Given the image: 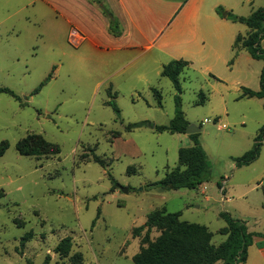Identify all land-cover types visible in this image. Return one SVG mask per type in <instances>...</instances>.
<instances>
[{"label":"rangeland","instance_id":"rangeland-1","mask_svg":"<svg viewBox=\"0 0 264 264\" xmlns=\"http://www.w3.org/2000/svg\"><path fill=\"white\" fill-rule=\"evenodd\" d=\"M28 1L0 0V88L21 99L0 93V142L8 144L0 157V264H42L46 256L48 264H134L146 245L145 230L138 236L133 230L162 209L207 227L215 246L226 238L219 233L226 226L221 213L264 233V144L252 163L235 165L264 126L259 99L241 98L209 76L184 70L180 109L200 129L210 177L194 190L150 189L178 166V149L192 145L183 134L153 129L167 126L176 111L177 92L160 76L168 58L151 51L143 67L131 62L133 53L104 51L89 41L75 47L62 18ZM255 4L254 10L264 0ZM152 89L160 92L161 106ZM138 122L145 124L126 131ZM28 134L41 135L59 153L20 155L15 145ZM28 232L33 238L22 245ZM158 236L152 229L150 240ZM66 237L70 249L61 256L55 248ZM254 239L244 264H264V236Z\"/></svg>","mask_w":264,"mask_h":264},{"label":"crops","instance_id":"crops-1","mask_svg":"<svg viewBox=\"0 0 264 264\" xmlns=\"http://www.w3.org/2000/svg\"><path fill=\"white\" fill-rule=\"evenodd\" d=\"M98 1L116 18L119 34L110 32L109 20L95 0H29L26 6L39 2L42 8L47 7L62 18L68 41L75 47L89 41L104 51L133 53L131 62L143 67L146 66L145 55L155 51L156 56L168 58L166 63L179 59L187 61L186 69L209 76L235 90L241 98L243 88L260 89L264 62L253 59L245 49L236 53L233 50L235 38L244 36L248 29L242 33L236 22L216 14V8L222 7L237 16L247 17L255 11L254 6H258L256 0ZM239 10L247 15L237 13ZM260 46L264 49V40ZM259 100L264 104V100ZM203 188L206 191L205 185Z\"/></svg>","mask_w":264,"mask_h":264},{"label":"trees","instance_id":"trees-1","mask_svg":"<svg viewBox=\"0 0 264 264\" xmlns=\"http://www.w3.org/2000/svg\"><path fill=\"white\" fill-rule=\"evenodd\" d=\"M101 11L109 20V30L113 34H119L118 23L116 18L98 1ZM218 17L230 20L232 22L244 24L248 32L244 36H237L233 43L235 53L239 48L245 49L249 55L256 60H264V49L261 48L260 42L264 40V6L255 10L247 17H240L231 11H226L222 7L216 8ZM189 66L185 60H172L162 66L160 76L170 80L177 92L175 96L176 111L174 118L167 126H154L157 132H168L170 134H185V129L189 122L185 120L180 109V95L182 92L179 77L181 73ZM48 78L39 86L42 87ZM260 89L252 91L243 88L242 97L258 98L264 100V67H262L259 78ZM39 88L35 90L38 92ZM153 94L161 106V94L158 90L152 89ZM0 93L12 96L15 100L20 101L19 96L14 94L7 88H0ZM24 105L23 103H21ZM110 105L117 117L119 110L114 103ZM264 107V104H262ZM144 122L128 124L126 131L143 126ZM114 138L119 137L120 133L115 132ZM192 141L191 147H182L178 149V166L168 170L163 179L147 185L148 188H161L169 190L197 189L201 184L207 182L210 177L209 164L206 153L198 141V134L187 135ZM264 126L259 129L258 134L254 138V143L250 150L242 156L235 159L236 167L249 165L259 155V150L264 144ZM8 149L5 141L0 142V157L3 156ZM16 151L26 157H51L59 153L57 145L46 141L41 135L28 134L15 145ZM93 161L104 166V161L98 156L93 155ZM4 196V192L0 190V197ZM181 213H169L162 210H154L146 217L143 225L133 230V235L145 230L142 239L143 245L139 253L133 256L134 264H244L248 257V248L253 244L256 236H264V233H254L247 229L245 222L240 219L233 218L228 213H221V217L225 220L226 226L219 230L224 235L225 240L215 246L211 243L212 233L207 227L199 224H192L180 220ZM156 229L159 236L155 240H150V232ZM33 238L31 232L26 233L21 238V244ZM71 238L66 237L60 241L55 248L56 253L61 256L66 255L70 249ZM78 258H76L77 260ZM49 256H46L42 264H48ZM80 261V259H78Z\"/></svg>","mask_w":264,"mask_h":264},{"label":"water","instance_id":"water-1","mask_svg":"<svg viewBox=\"0 0 264 264\" xmlns=\"http://www.w3.org/2000/svg\"><path fill=\"white\" fill-rule=\"evenodd\" d=\"M200 131L199 128L195 127L194 125H188L187 128L185 129V135H191V134H195L198 133ZM123 192L127 193L128 190L127 189H122Z\"/></svg>","mask_w":264,"mask_h":264},{"label":"built area","instance_id":"built-area-1","mask_svg":"<svg viewBox=\"0 0 264 264\" xmlns=\"http://www.w3.org/2000/svg\"><path fill=\"white\" fill-rule=\"evenodd\" d=\"M72 37H75V34L74 33H72ZM222 190H224V188H222L221 191ZM204 191H205V188H202V192H204Z\"/></svg>","mask_w":264,"mask_h":264}]
</instances>
